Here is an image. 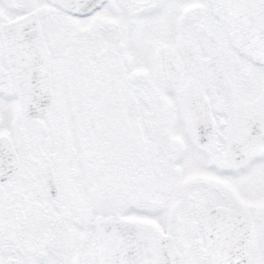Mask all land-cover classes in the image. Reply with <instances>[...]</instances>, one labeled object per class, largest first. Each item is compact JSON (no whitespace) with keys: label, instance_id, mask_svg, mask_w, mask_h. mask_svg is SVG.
I'll list each match as a JSON object with an SVG mask.
<instances>
[{"label":"snow or ice","instance_id":"1","mask_svg":"<svg viewBox=\"0 0 264 264\" xmlns=\"http://www.w3.org/2000/svg\"><path fill=\"white\" fill-rule=\"evenodd\" d=\"M0 264H264V0H0Z\"/></svg>","mask_w":264,"mask_h":264}]
</instances>
